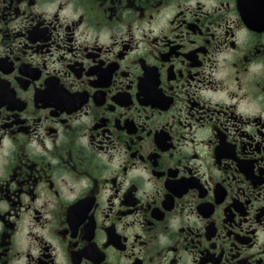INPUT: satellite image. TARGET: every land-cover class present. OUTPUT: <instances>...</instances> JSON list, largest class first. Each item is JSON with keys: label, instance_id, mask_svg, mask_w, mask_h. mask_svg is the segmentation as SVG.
I'll list each match as a JSON object with an SVG mask.
<instances>
[{"label": "flooded vegetation", "instance_id": "obj_1", "mask_svg": "<svg viewBox=\"0 0 264 264\" xmlns=\"http://www.w3.org/2000/svg\"><path fill=\"white\" fill-rule=\"evenodd\" d=\"M0 264H264V0H0Z\"/></svg>", "mask_w": 264, "mask_h": 264}]
</instances>
